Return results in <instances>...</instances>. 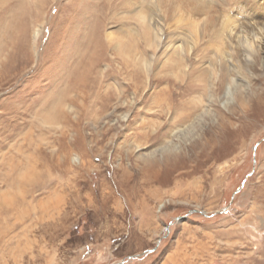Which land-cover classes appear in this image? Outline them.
Returning a JSON list of instances; mask_svg holds the SVG:
<instances>
[{"label": "rangeland", "instance_id": "obj_1", "mask_svg": "<svg viewBox=\"0 0 264 264\" xmlns=\"http://www.w3.org/2000/svg\"><path fill=\"white\" fill-rule=\"evenodd\" d=\"M0 18V264H264V0Z\"/></svg>", "mask_w": 264, "mask_h": 264}, {"label": "bare ground", "instance_id": "obj_2", "mask_svg": "<svg viewBox=\"0 0 264 264\" xmlns=\"http://www.w3.org/2000/svg\"><path fill=\"white\" fill-rule=\"evenodd\" d=\"M0 19H2V18H0ZM2 21H3V19H2ZM1 22V21H0ZM1 25H3L2 23H1ZM3 27H4V25H3ZM126 47V46H125ZM67 89V88H66ZM256 198V197H255ZM257 202V201H256Z\"/></svg>", "mask_w": 264, "mask_h": 264}]
</instances>
